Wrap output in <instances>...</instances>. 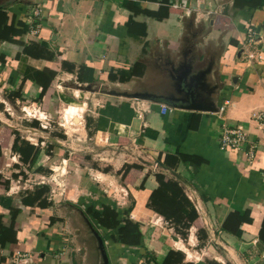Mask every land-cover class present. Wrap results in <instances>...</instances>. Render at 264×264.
<instances>
[{
    "label": "crops",
    "instance_id": "obj_1",
    "mask_svg": "<svg viewBox=\"0 0 264 264\" xmlns=\"http://www.w3.org/2000/svg\"><path fill=\"white\" fill-rule=\"evenodd\" d=\"M128 1L149 10L160 5L147 0H0V27L24 30L0 42V91L15 92L18 104L38 103L48 114L47 107L54 112L75 103L71 92L61 93L59 87L78 84L92 95L85 96L83 136L93 140V150L103 152L107 165L119 168L124 163V153L118 150L132 151L137 161H128L126 172L120 167L116 176L92 173L83 186L84 174L76 181L71 177L63 199L73 196V202L83 197L93 203L95 194L98 206L116 207L120 219L121 211L129 210V218L139 223L140 244L115 241L110 230L98 226L95 230L103 237L101 248L107 259L97 244L77 253L55 230L58 227L54 229L50 214L22 206L19 198L9 203L20 212L14 223L15 240L0 249V264H10L15 251L28 253L31 264H165L168 256L169 264H264V129L255 116L264 113V0H168L165 18L133 17L146 26L140 40L127 33ZM36 6L38 16L32 14ZM187 25L195 32L184 37ZM136 61L145 64L142 76L125 82L108 79L109 73L129 76ZM64 62L72 65L71 71ZM31 67L53 73L42 97L40 85L22 73ZM161 73L167 87L157 85ZM152 86L160 89L153 92ZM134 97L143 109L140 116L133 107ZM193 104L212 106L196 109ZM222 104L220 113L217 108ZM222 124L242 127L243 149L219 148ZM251 144L254 156L249 159L245 152ZM180 155L197 159L181 163ZM69 160L63 157L60 162ZM5 166L0 163V173L10 185L11 177L3 175ZM170 171L185 179L180 185L197 212L186 239L166 220L164 206L154 210L146 206L157 187L155 173L172 177ZM110 184L119 187V193L107 192ZM9 208L0 206V212H7L2 218L5 225L10 222ZM246 210L249 223L235 233L222 230L230 212ZM27 213L31 216L22 218Z\"/></svg>",
    "mask_w": 264,
    "mask_h": 264
},
{
    "label": "rangeland",
    "instance_id": "obj_2",
    "mask_svg": "<svg viewBox=\"0 0 264 264\" xmlns=\"http://www.w3.org/2000/svg\"><path fill=\"white\" fill-rule=\"evenodd\" d=\"M189 27L190 26L188 25L185 27L184 37L187 33H191L192 31L195 32V29H190ZM188 40L192 42V39ZM185 41L188 42L186 38ZM200 53L201 51L199 50L194 57L199 59L201 56ZM166 62L170 63L169 60L165 61V63ZM149 64L151 66V63ZM180 68L177 70V75H180ZM161 74V81L157 85L167 87L164 83V76L166 75L163 73ZM70 85L71 86L67 84V87L64 88L59 87L60 90L58 91L61 93L71 92L70 95L75 97L74 104L65 106L61 105L57 108V111L55 110L54 112H52L51 108L47 107V111H49L50 114L46 113L44 107L41 106V112H43L42 115L48 114L46 116L49 119V125H47L46 128H44L43 122L34 116H28L29 119L21 118L22 112L20 111V108L22 106H29V101L24 104H18L14 97L15 92L0 91V120L3 122V125L0 127V163L4 162L6 164V166L3 167V175L11 177L8 189H5L2 185L0 186V206L5 209L9 207L11 208L12 206H10L9 203H12L13 201L15 202L19 199L22 192L32 190L38 185L48 184L49 191L44 196L50 201V204L47 208L35 207L39 208L38 210L40 212L37 213L50 214V219L53 220L51 224L54 225V229L58 227V229L56 228L55 230H60L58 233L62 232L64 234L63 237L64 239L66 238V245H68L69 248H77V253L82 250L83 252H87L88 247L95 244H97L102 253L99 238L103 240V237L101 236V238L99 232L95 230V227L97 228L98 224L93 216V212L100 211L98 200H95V194L92 196L94 198L93 203H90L89 200H86L83 197L76 198V201L73 202L70 201L73 196L68 200L63 199L64 197H67L66 189L69 187L71 181L70 178L73 177L76 181L77 175L84 174L86 179L85 177L82 179L81 185L83 186V182L93 176L92 173L95 174V172L105 171L109 176H116L120 167H122L121 169L124 171L125 167L128 165V161L132 163L137 160L132 151L118 150L117 152L124 153L123 157L125 158V161H122L124 163L117 168L115 164L107 165L105 160H102L105 155H103L101 150L92 149L93 140L89 139L87 135L83 136L84 112L87 109L86 106H88L85 96H88L89 94L81 89L78 84H75V86H72V84ZM206 85L209 84L207 83ZM73 89H80L79 94L74 92L75 90ZM115 89L116 90L114 91L118 92V89ZM159 89L160 88L157 86L151 87L153 92ZM165 90H167V88ZM173 91L175 90L173 89ZM88 97L91 98L92 95H89ZM36 104L38 105V103ZM83 104H85V106ZM17 105L19 106L18 109H15ZM74 106L84 107L81 111L78 110L77 114H75L70 110L71 107ZM35 115L37 116L38 113ZM77 115L78 117H76ZM14 130H18L21 137L28 140L30 143L39 145L41 148L45 149V151L39 155L36 164L31 169L22 165L21 161H19L18 154L11 149L13 142L12 138L14 137L12 132ZM118 156L119 153L117 154V159L121 160L122 157L118 158ZM63 157H67L68 159L71 158L72 160L71 162L69 160L67 163L63 161V163H61L60 160ZM38 165H41L43 169L41 172H36L35 170ZM47 169H49V172L47 171V173H45L44 170ZM13 174H16L17 176H13ZM121 176L123 177L122 172ZM94 178L100 183L103 182L101 176H94ZM74 186L75 182L71 184V188ZM119 191V187H112L110 184L107 192L119 193ZM85 207L88 208L85 209ZM31 210L34 211V208ZM1 212H4V214ZM1 212L0 214L2 217H5L7 212L3 210H1ZM25 216L29 217L31 215L28 216V213L26 215L23 214L22 218ZM84 247H86L87 251H84ZM82 255L86 257L85 253ZM83 258L80 256L78 261L81 263ZM76 259H78V256H76Z\"/></svg>",
    "mask_w": 264,
    "mask_h": 264
},
{
    "label": "trees",
    "instance_id": "obj_3",
    "mask_svg": "<svg viewBox=\"0 0 264 264\" xmlns=\"http://www.w3.org/2000/svg\"><path fill=\"white\" fill-rule=\"evenodd\" d=\"M160 2L159 8L157 10L142 9L138 6L133 5L132 2L128 1L125 6L131 12L126 21L127 33L133 35L140 40L145 36L146 26L144 23H138L133 21V17L136 15H144L151 18H165L169 16L168 0H147ZM24 30L14 28L13 25H3L0 27V42L10 38L13 35L21 34ZM143 45V52H144ZM63 67L67 70H72V65L67 62L63 63ZM145 64L140 61H136L130 70V75H116L115 73H109L108 79L111 81L125 82L130 79V77H140L144 74ZM24 76L40 85L41 90L39 97L45 93L49 87L51 80L53 79V73L44 72L42 70L35 69L33 67L28 68L22 72ZM14 138L12 142L11 149L13 152L17 153L19 156V161L22 165L27 166L31 169L37 161V158L45 149L41 148L39 145H34L28 140L21 137L18 130L13 131ZM49 154V153H47ZM197 158L195 156L180 155L178 161L183 162H193ZM128 165L125 167L124 173L127 170ZM36 172H41L43 169L41 165L36 167ZM45 173L49 172V169L44 170ZM13 176H17L13 174ZM155 179L157 182V187L153 189L147 198L146 206L152 210L156 209L159 205L164 206V213L166 220L172 225L175 233L179 234L182 239H186L187 232L192 222L197 218V212L193 203L188 199L184 193L179 180L175 177H167L164 173H155ZM0 185L4 188L9 187V179H2L0 173ZM49 191V185L43 184L35 186L32 190L22 192L20 196V203L22 206L29 207H39L47 208L50 201L44 196ZM168 208L176 209L175 213L165 212ZM129 210L121 211L124 215L123 219L119 218V210L115 207H111L108 204H103L100 206V211L93 212V216L96 219L98 226L106 228L112 232L110 238L127 244V245H138L140 244L141 235L139 229V223L133 221L129 218ZM20 212L19 208L11 207L9 210L10 222L8 225L3 224L2 215L0 214V249H2L6 243L15 240L16 230L14 228L15 218ZM251 218L249 217L248 211L239 213L237 211L230 212L225 218L221 228L222 230L235 233L238 228L244 224L249 223ZM264 226V220L262 222L261 230ZM206 238V235H203ZM1 261V260H0ZM170 256L166 259L165 264H169ZM178 261V260H177ZM210 264H220L216 261L210 262Z\"/></svg>",
    "mask_w": 264,
    "mask_h": 264
},
{
    "label": "built area",
    "instance_id": "obj_4",
    "mask_svg": "<svg viewBox=\"0 0 264 264\" xmlns=\"http://www.w3.org/2000/svg\"><path fill=\"white\" fill-rule=\"evenodd\" d=\"M32 14L35 16H38L40 14V7L36 6L32 8ZM31 33H35V29L31 30ZM140 100L136 97L133 99V107L135 109V112L138 116H140V112H143V109L141 106H139ZM227 104L228 101H225L224 104ZM224 104L218 107V112H222L225 108ZM29 106H22L20 108L22 115L21 118L23 119H29L28 116H34L37 119H39L41 122H43L44 128L49 125V119L46 115H42L43 112L39 105L36 103H30ZM38 113L36 116L35 114ZM256 118L261 120L260 125L264 129V113L259 112L256 115ZM219 148L222 150L226 149H234V150H240L243 149L242 146L246 141V133L240 127L239 125H226L222 124L220 127V131L217 137ZM254 148L255 145L251 144L249 148L247 149L246 156L249 159H252L254 156ZM264 260V255H263ZM10 264H31L30 256L26 252L21 251H15L10 255Z\"/></svg>",
    "mask_w": 264,
    "mask_h": 264
},
{
    "label": "water",
    "instance_id": "obj_5",
    "mask_svg": "<svg viewBox=\"0 0 264 264\" xmlns=\"http://www.w3.org/2000/svg\"><path fill=\"white\" fill-rule=\"evenodd\" d=\"M192 107H195L196 109L197 108H204V109H207V110H210V108H211V104L209 105H196V104H193V105H191ZM213 111L215 110V109H212ZM217 110H218V108H217ZM158 163V162H157ZM161 166L163 167V168H165V166L163 165V164H161ZM171 173H172V175L177 179V180H179V181H182V182H185V179L181 176V175H179L178 173H176V172H174V171H170ZM99 241H100V243L102 244V241H101V239L99 238ZM103 257H104V259H107V257H106V254L103 252Z\"/></svg>",
    "mask_w": 264,
    "mask_h": 264
},
{
    "label": "bare ground",
    "instance_id": "obj_6",
    "mask_svg": "<svg viewBox=\"0 0 264 264\" xmlns=\"http://www.w3.org/2000/svg\"><path fill=\"white\" fill-rule=\"evenodd\" d=\"M81 107H71V111H72V113H75V114H77V112H78V110H80L81 111ZM72 121V120H71Z\"/></svg>",
    "mask_w": 264,
    "mask_h": 264
}]
</instances>
